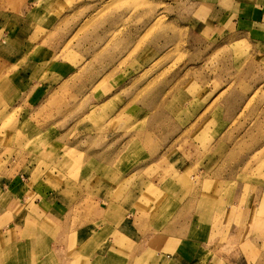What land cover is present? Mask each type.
I'll return each mask as SVG.
<instances>
[{"label":"crops","instance_id":"0c3cea01","mask_svg":"<svg viewBox=\"0 0 264 264\" xmlns=\"http://www.w3.org/2000/svg\"><path fill=\"white\" fill-rule=\"evenodd\" d=\"M112 1L0 0V121L14 114L15 125L19 126L15 132H20L23 147L25 133L37 135L48 130L41 127L44 121L30 118L32 112L43 109L51 93H59L62 83L76 74L77 53L68 51L67 59H63L65 56L56 59L62 46L83 20L104 10ZM152 1L153 6L146 12L148 25L155 20L157 12L167 13L171 22L190 35L189 41L193 45L202 46L211 39L222 45L245 40L255 53L264 55V0ZM157 2L164 5L159 11L155 6ZM124 11L112 6L100 17L97 31L91 36L100 41V50L111 37L109 34L121 27ZM137 17L136 24L132 21L126 34L114 41L122 48L110 54L118 58L119 54L132 48L142 28ZM164 38L162 48L171 43L168 36ZM151 44L134 58L135 67L143 65L140 62L146 53L155 52L157 44L155 41ZM105 67L108 72V65ZM178 76V100L162 101L156 94L153 97L147 95L140 105L128 106L127 113L123 112L119 117L127 120H120L122 138L113 151L104 148L83 151L88 158L94 157V163L101 167L89 179L90 187H100L101 191L92 193L90 198V204H98L94 214L81 212L78 220L83 224L75 229L71 227L76 219L74 210L69 213L64 200L52 191L55 189L48 190L42 183L43 178L31 185L30 175L20 172L24 167L27 170L34 168L27 166L28 160L19 172L0 180V264H30L27 261L29 241L33 246L38 243L44 246L45 241L55 242V237L61 235L59 223L65 220L73 242L81 246L74 249L78 255L65 262L67 264H76L73 262L76 259H87L91 251L97 255L91 260L93 264H140L145 260L152 264H225L218 248L211 245L216 234L215 222L221 219L223 210L226 213L233 211L235 217L237 209L242 210L250 226L243 230L242 241L251 247L250 252L264 251V185L251 180L237 182L238 169L247 164H233L222 172L218 169L220 159L217 157L229 155L231 149L227 148L224 154H220V145L210 150L211 164L203 165L205 176L196 186L186 184L183 170L158 179L162 177L161 165L170 162L172 153H183V128L178 127L179 123L172 116L178 108L183 111V75ZM109 86L106 90L99 88L97 105H104L125 85L120 88L114 84ZM108 92L111 93L105 96ZM151 109H154L153 114L145 117ZM96 117L109 121L107 114ZM157 126H165L163 148H156L154 144L145 148L148 135L155 134ZM63 132L59 131L56 141L67 136ZM67 145L70 148L71 143L68 141ZM22 152V155L26 153L24 149ZM242 157L246 162L253 154H242ZM6 169L8 173L11 170ZM225 171L227 173L223 174ZM140 178L152 186L153 192L158 189L163 193L158 201L156 196L153 197L148 207L140 205L143 203L141 193L137 192ZM115 190L124 192L120 200H116ZM253 219L255 225L251 223ZM29 227L33 228L31 232L39 233V241L30 240ZM234 264L239 263L234 261Z\"/></svg>","mask_w":264,"mask_h":264},{"label":"rangeland","instance_id":"374dc122","mask_svg":"<svg viewBox=\"0 0 264 264\" xmlns=\"http://www.w3.org/2000/svg\"><path fill=\"white\" fill-rule=\"evenodd\" d=\"M153 4L152 0H114L73 30L56 59L64 56L63 59H67L68 51L77 53L76 74L62 83L63 88L58 89L59 93H51L43 109L34 110L30 115L33 121L45 122L41 127L48 130L44 134L25 133L26 143L23 147L20 132L16 133L19 126L15 125L17 120L14 114L0 121V180L19 172L28 160L27 166L34 168L27 170L24 167L20 172L30 175L31 185L43 178L42 183L48 190L55 189L52 191L56 197L64 200L69 213L74 210L76 219L71 224L73 229L83 224L82 220H78L81 212L94 214L98 204H90V198L92 193L101 191L100 187H90L89 182L91 174L96 175L101 167L94 163V157L88 158L83 151L101 148L113 151L122 138L120 122L127 120L119 117L123 112L127 113L128 106L140 105L147 95L153 97L156 94L162 101L178 100L180 79L177 77L180 73L183 75V111L178 108L172 116L179 123L178 127L183 128V153L173 152L170 162L161 165L163 169L158 170L162 176L158 177L159 181L183 170L186 184L198 185L201 177L205 176L203 165L211 164V156H208L212 154L210 150L220 145V154L227 152V148L231 149L229 155L217 157L221 172L233 164H247L238 169L237 182L251 180L264 185V55L255 53L245 40L222 45L211 39L202 46L193 45L189 41L190 35L171 22L167 13L157 12L155 20L148 25L146 12ZM112 6L124 9L125 18L121 27L109 34L111 37L100 50V41L91 39V36L97 31L100 17L105 16ZM155 6L157 10L164 7L160 2ZM136 17L142 28L132 48L119 54L118 58L110 54L122 48L114 41L126 34L132 21L133 25L136 24ZM165 35L171 43L162 48ZM154 41L157 44L155 52L146 53L140 62L143 65L135 67L134 58ZM148 56L149 60L145 61ZM105 65H108V72ZM122 74L123 77L119 78ZM112 84L117 88L125 86L119 93H113V97L104 105H97L99 88L106 90ZM153 112L154 109L147 111L145 117ZM100 114L109 115V121L105 122V116V120L98 119L96 116ZM63 130L67 136L56 141L59 131ZM164 133L165 126H157L155 134L148 135L149 141L144 147L154 144L162 149ZM23 149L26 151L24 155ZM259 149L261 151L257 152ZM30 153L32 157H29ZM246 153H252L253 157H248L245 162L242 154ZM7 167L11 169L9 173ZM139 183V191L137 186L133 190L141 193L139 196L143 203L140 205L148 207L153 197L156 196L157 201L162 197L163 193L158 189L153 192L152 186L141 178ZM114 194L117 195L116 200H120L124 192L115 190ZM221 213V219L215 222L216 234L211 245L218 248L222 261L225 264H234V261L239 264H264V251L255 249L250 252L251 247L242 241L243 230L250 228L242 210L237 209L235 217L233 211L226 213L223 210ZM251 223L255 225L256 220L253 219ZM59 224L61 235L55 237V242L45 241L44 246L40 243L33 246V242L29 241L27 261L30 264H57V261L64 264L78 255L74 249L81 246L73 242L68 222L65 220ZM28 230L30 240L41 239L38 232H31L32 227ZM91 252L87 259L73 262L93 264L91 260L97 255ZM140 264L152 262L145 260Z\"/></svg>","mask_w":264,"mask_h":264}]
</instances>
